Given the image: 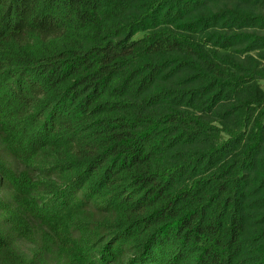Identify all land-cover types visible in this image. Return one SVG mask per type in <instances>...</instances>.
<instances>
[{
    "label": "trees",
    "instance_id": "trees-1",
    "mask_svg": "<svg viewBox=\"0 0 264 264\" xmlns=\"http://www.w3.org/2000/svg\"><path fill=\"white\" fill-rule=\"evenodd\" d=\"M264 0H0V264H264Z\"/></svg>",
    "mask_w": 264,
    "mask_h": 264
},
{
    "label": "rangeland",
    "instance_id": "rangeland-1",
    "mask_svg": "<svg viewBox=\"0 0 264 264\" xmlns=\"http://www.w3.org/2000/svg\"><path fill=\"white\" fill-rule=\"evenodd\" d=\"M262 84L264 85V80L262 81Z\"/></svg>",
    "mask_w": 264,
    "mask_h": 264
}]
</instances>
